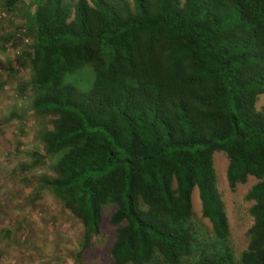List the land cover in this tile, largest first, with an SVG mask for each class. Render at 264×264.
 I'll list each match as a JSON object with an SVG mask.
<instances>
[{"label": "trees", "instance_id": "16d2710c", "mask_svg": "<svg viewBox=\"0 0 264 264\" xmlns=\"http://www.w3.org/2000/svg\"><path fill=\"white\" fill-rule=\"evenodd\" d=\"M14 22L6 43L30 40L6 64L40 131L54 176L48 191L83 227L79 261L112 208L111 264H264V0H0ZM23 8V11H22ZM12 23V20H11ZM23 26V28L21 27ZM20 38V37H19ZM93 72L83 93L65 82ZM22 114L17 118H23ZM230 189L256 183L247 246L231 244L214 154ZM30 169V168H29ZM197 189L202 217L194 221Z\"/></svg>", "mask_w": 264, "mask_h": 264}, {"label": "rangeland", "instance_id": "374dc122", "mask_svg": "<svg viewBox=\"0 0 264 264\" xmlns=\"http://www.w3.org/2000/svg\"><path fill=\"white\" fill-rule=\"evenodd\" d=\"M11 20L0 6L2 64L29 49L30 40L23 36H18L15 48L5 42V38L14 34L16 20ZM27 74V70L21 71L15 80H8L5 87H0V264H111L109 251L115 240V227L109 222L112 208L103 212L99 235L92 237L78 261L76 255L83 241L82 225L48 191L40 192L36 198L39 180L54 176L49 159L44 158L37 167H30L34 159L31 154L37 151L42 155L38 136L40 131L49 128L50 118L30 114L28 103L15 97L14 85L26 81ZM3 78L0 73V86ZM92 81L93 72L89 66L65 78L66 83L83 93L90 89ZM263 103L264 95L259 97L257 108ZM21 114L24 117L17 118ZM227 165L225 155L216 152L217 188L228 217L231 244L238 254L247 246L245 232L252 222L248 213L252 202H247L245 195L256 180L249 178L245 184L230 189L226 179ZM192 204L197 229L209 234L211 225L202 217L197 189L192 193Z\"/></svg>", "mask_w": 264, "mask_h": 264}]
</instances>
